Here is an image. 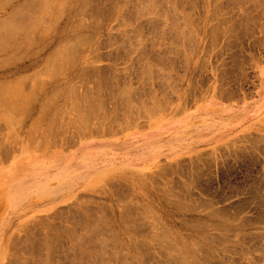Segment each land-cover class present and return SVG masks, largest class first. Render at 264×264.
I'll return each instance as SVG.
<instances>
[{"label": "rangeland", "instance_id": "1", "mask_svg": "<svg viewBox=\"0 0 264 264\" xmlns=\"http://www.w3.org/2000/svg\"><path fill=\"white\" fill-rule=\"evenodd\" d=\"M0 1V264H264V0Z\"/></svg>", "mask_w": 264, "mask_h": 264}, {"label": "bare ground", "instance_id": "2", "mask_svg": "<svg viewBox=\"0 0 264 264\" xmlns=\"http://www.w3.org/2000/svg\"><path fill=\"white\" fill-rule=\"evenodd\" d=\"M5 1H6V0H5ZM5 1H4V2H5ZM51 1H53V0H51ZM51 1H48V2H51ZM54 1H56V0H54ZM62 1H63V0H62ZM64 1H66V0H64ZM151 1H152V0H151ZM0 2H1V1H0ZM2 2H3V1H2ZM46 2H47V1H46ZM57 2L59 3V1H57ZM60 2H61V1H60ZM54 3H55V2H54ZM58 3H57V5H58ZM62 3H63V2H62ZM42 4H44V3H42ZM45 4H46V3H45ZM47 4H48V3H47ZM47 4H46V6H47ZM49 4H52V3H49ZM52 5H53V4H52ZM52 5H51V7H52ZM55 5H56V3H55ZM2 6H3V5H2ZM5 6H6V5H5ZM42 6H43V5H42ZM44 6H45V5H44ZM46 6H45V9H46V8H49V6H48V7H46ZM53 6H54V5H53ZM59 6H60V5H59ZM39 7H40V6H39ZM51 7H50V8H51ZM56 7H57V6H56ZM41 8H42V7H41ZM50 8H49V9H50ZM54 8H55V6H54ZM58 9H59V8H58ZM18 10H20V9H18ZM23 10H24V9H23ZM23 10H21V11L23 12ZM27 10H28V9H27ZM40 10H41V9H40ZM46 10H48V9H46ZM25 11H26V10H25ZM152 11H153V10H152ZM22 12H21V13L19 12V14H22ZM26 12H27V11H26ZM41 12H42V11H41ZM42 14H43V13H42ZM42 14H41V15H42ZM57 14H58V13H57ZM22 15H23V14H22ZM22 15H21V17H22ZM28 16H29V14H28ZM10 17H11V16H10ZM57 17H59V16H57ZM17 18H18V13H17ZM121 18H122V17H121ZM12 20H13V19H12ZM32 20H33V19H32ZM40 20H41V19H40ZM10 21H11V20H10ZM15 21H16V20H15ZM26 21H27V20H26ZM35 21H36V19H35ZM55 21H56V20H54V22H55ZM11 22H12V21H11ZM17 22L20 24L19 21H17ZM17 22H15V23L17 24ZM37 22H38V20H37ZM41 22H42V21H41ZM8 23H10V22H8ZM13 23H14V21H13ZM13 23H12V25H13ZM28 23H29V22H28ZM1 24H2V23H0V25H1ZM3 24H4V23H3ZM3 24H2V25H3ZM16 24H14V25H16ZM37 24H38V23H37ZM2 25H1V26H2ZM20 25H21V24H20ZM29 25H31V24H29ZM34 25H35V24H34ZM6 26H7V24H6ZM6 26H5V27H6ZM16 26H17V25H16ZM36 26H37V25H36ZM2 27H3V26H2ZM7 27H8V26H7ZM27 27H28V26H27ZM31 28H32V26H31ZM32 29H33V28H32ZM39 29H40V28H39ZM1 30H2V29H1ZM27 30H28V29H27ZM18 31H19V29H18ZM30 31H31V30H30ZM35 31H37V29H36ZM43 31H44V30H43ZM10 32H11V30H10ZM20 32H21V31H20ZM0 33H1V32H0ZM21 33H22V32H21ZM2 34H3V33H2ZM2 34H0V35H2ZM7 34H8V32H7ZM7 34H6V35H7ZM11 34H12V33H11ZM16 34H17V32H16ZM28 34H29V33H28ZM6 35H5V36H6ZM17 35H18V34H17ZM17 35H16V36H17ZM2 36H3V35H2ZM5 36H4V38H5ZM0 37H1V36H0ZM8 37H9V36H8ZM13 37H14V36H13ZM4 38L2 37V39H4ZM6 38H7V37H6ZM21 38H22V37H21ZM26 38H27V36H26ZM23 39H24V38H23ZM4 40H6V39H4ZM10 40H12V39H10ZM20 40H21V39H20ZM25 40H26V39H25ZM14 41H15V40H14ZM4 42H5V41H4ZM21 42H22V41H21ZM8 43H9V42H8ZM17 43H18V42H17ZM1 44H2V43H1ZM5 44H6V43H5ZM195 44H196V43H195ZM20 45H21V44H20ZM29 45H30V44H29ZM17 46H18V45H17ZM17 46H16V48H17ZM21 46H22V45H21ZM7 48H8V46H7ZM14 48H15V47H14ZM66 48H68V47H66ZM76 48H77V47H76ZM76 48H75V49H76ZM68 49H69V48H68ZM58 50H59V49H58ZM62 50H63V48H62ZM60 51H61V50H60ZM71 51H72V50H71ZM60 53H62V52H60ZM64 53H65V52H64ZM71 53H72V52H71ZM191 53H192V52H191ZM54 56H55V55H54ZM57 56H58V55H57ZM69 56H70V55H69ZM64 57H65V56H64ZM60 58H62V57H60ZM71 59H72V58H71ZM51 61H52V60H51ZM59 62H60V61H59ZM61 62H62V61H61ZM2 63H3V62H2ZM48 63H49V62H48ZM51 66H52V64H51ZM59 70H60V69H59ZM56 71H57V70H56ZM49 72H50V71H49ZM51 73H52V72H51ZM48 75H49V74H48ZM52 76H53V75H52ZM32 81H33V80H32ZM34 81H35V80H34ZM14 82L16 83V81H14ZM15 83H14V84H15ZM12 84H13V83H12ZM14 84H13V85H14ZM7 85H8V84H7ZM17 85H18V84H17ZM9 86H11V85H9ZM5 87H6V85H5ZM39 88H40V86H39ZM36 89H37V88H36ZM8 90H9V89H8ZM12 90H13V89H12ZM14 90H16V88H15ZM14 90H13V91H14ZM18 90H19V88H18ZM18 90H16V92H17ZM22 90H23V89H22ZM1 91H2V90H1ZM9 91H10V90H9ZM13 91H11V93L8 92V94L5 95V97H6V96H9V93L12 94ZM122 91H124V90H122ZM16 92H14V94H15ZM2 93H3V92H2ZM19 93H20V92H19ZM19 93H18V94H19ZM25 93H26V92H25ZM68 93H69V92H68ZM122 93H123V92H122ZM18 94H17V95H18ZM131 94H132V93H131ZM3 95H4V93H3ZM3 95H2V97H3ZM15 95H16V94H15ZM20 95L23 96V94H20ZM124 95H125V94H124ZM10 96H11V95H10ZM18 96H19V95H18ZM22 96H21V97H22ZM32 96H33V95H32ZM86 96H87V95H86ZM262 96H263V98H264V88H263V94H262ZM14 97H15V96H14ZM14 97H13V98H14ZM3 98H4V97H3ZM11 98H12V97H11ZM11 98H10V99H11ZM18 98H19V97H18ZM18 98H16V99H18ZM23 98L25 99V97H23ZM23 98H21V99H23ZM26 98H27V97H26ZM10 99H9V100H10ZM14 99H15V98H14ZM74 99H75V98H74ZM5 100H6V99H5ZM9 100L7 99V101H9ZM19 100H20V98H19ZM72 100H73V99H72ZM82 100H83V99H82ZM10 101H13V100L11 99ZM14 101H15V100H14ZM14 101H13L12 104H14ZM48 101H49V100H48ZM78 101H79V100H78ZM78 101H77V102H78ZM3 102H4V100H3ZM24 102L26 103L27 101L24 100ZM9 103H11V102H9ZM25 103H24V104H25ZM95 103H96V102H95ZM2 104H3V103H2ZM2 104L0 103V105H2ZM19 104H20V103H19ZM70 104H71V103H70ZM75 104H76V103H75ZM128 104H129V103H128ZM143 104H144V103H143ZM7 105H8V103H7ZM7 105H6V106H7ZM47 105H48V104H47ZM93 105H94V104H93ZM20 106H21V105H20ZM11 107H12V105H11ZM11 107H10V108H11ZM14 107H15V109H16V104H15ZM14 107H13V108H14ZM8 108H9V107H8ZM18 108H19V110H21L20 107H18ZM41 108H42V107H41ZM84 108H85V107H84ZM87 108H88V107H87ZM99 108H100V106H99ZM103 108H104V107H103ZM133 108H134V107H133ZM137 108H138V107H137ZM142 108H143V107H142ZM5 109H6V108H5ZM5 109H4V111H5ZM6 110H7V109H6ZM94 110H95V109H94ZM122 110H123V109H122ZM69 111H71V110H69ZM8 112H9V111H8ZM14 112H15V111H14ZM59 112H60V111H59ZM85 112H86V111H85ZM145 112H146V111H145ZM0 113H1V112H0ZM10 113H11V111H10ZM22 113H23V112H22ZM152 113H153V112H152ZM18 114H19V113H18ZM154 114H155V113H154ZM7 115H8V114H7ZM10 115H11V114H10ZM20 115H21V112H20ZM22 115H23V114H22ZM135 115H136V114H135ZM53 116H54V115H53ZM83 116H85V115H83ZM143 116H144V115H143ZM152 116H153V115H152ZM11 117H12V116H11ZM93 117H94V116H93ZM133 117H134V116H133ZM59 118H60V117H59ZM85 118H86V117H85ZM105 118H106V117H105ZM10 119H12V118H10ZM36 120H37V119H36ZM38 120H39V119H38ZM98 120H99V119H98ZM112 120H113V119H112ZM8 121H9V119H8ZM21 121H22V120H21ZM71 121H72V120H71ZM80 121H81V120H80ZM88 121H89V120H88ZM88 121H87V122H88ZM1 122H2V121H1ZM8 123H9V122H8ZM58 123H59V122H58ZM76 123H77V122H76ZM92 123H93V122H92ZM133 123H134V122H133ZM5 124H6V123H5ZM66 124H68V123H66ZM84 124H85V123H84ZM38 125H39V124H38ZM10 126H11V125H10ZM85 126H86V125H85ZM75 128H76V127H75ZM33 129H34V128H33ZM85 129H86V128H85ZM119 129H120V128H119ZM57 130H58V129H57ZM98 130H99V129H98ZM4 131H5V130H4ZM61 131H62V130H61ZM101 131H102V130H101ZM28 132H29V131H28ZM36 132H37V131H36ZM4 133H5V132H4ZM79 133H80V132H79ZM49 134H50V133H49ZM49 136H50V135H49ZM3 137H4V136H3ZM27 137H28V136H27ZM29 137H30V136H29ZM42 143H43V142H42ZM41 146H43V145H41ZM2 149H3V148H2ZM8 177H9V174L4 173V172H0V182H5V181L8 179Z\"/></svg>", "mask_w": 264, "mask_h": 264}, {"label": "crops", "instance_id": "3", "mask_svg": "<svg viewBox=\"0 0 264 264\" xmlns=\"http://www.w3.org/2000/svg\"><path fill=\"white\" fill-rule=\"evenodd\" d=\"M68 199H66V200H62L61 202H66ZM53 202V201H52ZM61 202H58V203H61Z\"/></svg>", "mask_w": 264, "mask_h": 264}]
</instances>
